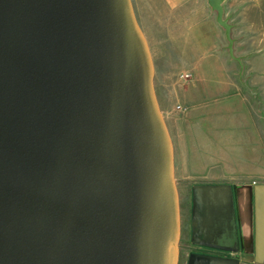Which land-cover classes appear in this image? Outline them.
Listing matches in <instances>:
<instances>
[{"label": "water", "instance_id": "1", "mask_svg": "<svg viewBox=\"0 0 264 264\" xmlns=\"http://www.w3.org/2000/svg\"><path fill=\"white\" fill-rule=\"evenodd\" d=\"M224 1L208 4L241 64ZM154 77L132 0H0V264H179ZM192 226V245L230 256L191 252L187 264L249 252L230 184L194 187Z\"/></svg>", "mask_w": 264, "mask_h": 264}, {"label": "crops", "instance_id": "2", "mask_svg": "<svg viewBox=\"0 0 264 264\" xmlns=\"http://www.w3.org/2000/svg\"><path fill=\"white\" fill-rule=\"evenodd\" d=\"M132 4L154 62L155 90L174 147L175 179L188 192V257L191 252L217 255L192 245L194 187L230 184L239 234L249 250L235 256L240 264H264V183L212 181L224 174L214 168L223 164L227 145L256 143L261 135L235 80V61L227 52L217 14L208 0H132ZM185 74L190 79H184Z\"/></svg>", "mask_w": 264, "mask_h": 264}, {"label": "rangeland", "instance_id": "3", "mask_svg": "<svg viewBox=\"0 0 264 264\" xmlns=\"http://www.w3.org/2000/svg\"><path fill=\"white\" fill-rule=\"evenodd\" d=\"M223 8L224 18L232 25L234 55L242 60L240 64L234 59L235 80L250 107L252 118L260 125L261 135L256 143L234 142L227 145L223 164L214 168L215 172L223 171L224 174L211 180L264 183V0H225ZM226 45L229 54L227 39ZM177 187L181 209L179 264H186L191 248L187 217L188 192L182 189V184L177 183Z\"/></svg>", "mask_w": 264, "mask_h": 264}, {"label": "flooded vegetation", "instance_id": "4", "mask_svg": "<svg viewBox=\"0 0 264 264\" xmlns=\"http://www.w3.org/2000/svg\"><path fill=\"white\" fill-rule=\"evenodd\" d=\"M211 252L215 251L217 253V255H226L225 252L219 251V250H214V249H209Z\"/></svg>", "mask_w": 264, "mask_h": 264}, {"label": "built area", "instance_id": "5", "mask_svg": "<svg viewBox=\"0 0 264 264\" xmlns=\"http://www.w3.org/2000/svg\"><path fill=\"white\" fill-rule=\"evenodd\" d=\"M184 79L186 80L190 79V74H185ZM180 108H181L180 106H177V109H180Z\"/></svg>", "mask_w": 264, "mask_h": 264}]
</instances>
